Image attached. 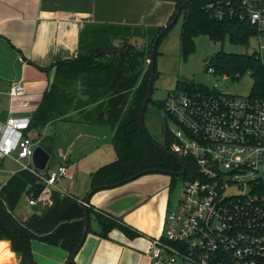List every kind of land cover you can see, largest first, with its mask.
I'll return each instance as SVG.
<instances>
[{"label": "crops", "instance_id": "crops-1", "mask_svg": "<svg viewBox=\"0 0 264 264\" xmlns=\"http://www.w3.org/2000/svg\"><path fill=\"white\" fill-rule=\"evenodd\" d=\"M167 1L0 0L2 116L9 113L7 91L12 81H23L27 90L24 98L14 101L17 113L26 110L24 99L34 109L54 79L53 64L77 56L84 33H93L99 26H164L179 0H174L173 6ZM130 41L139 47L145 45V39L138 36L133 35ZM114 43L120 45L121 40ZM72 114L71 118L48 123L39 137L35 132L50 153L45 169L34 164L33 169L23 168L17 160L18 151L0 158V216L16 232L32 236V250L39 264H65L69 258L65 248L44 238L83 239L72 264H151V239L163 234L170 208L171 178L151 172L97 190L90 197L85 233V199L92 188V173L115 160L116 152L110 125L87 123L74 116L77 112ZM60 165L67 167V174L53 185L47 184L43 177ZM30 196L35 204L29 202ZM96 211L112 215L131 233L141 234L130 236L114 227L102 236ZM0 264H21L6 238L0 239Z\"/></svg>", "mask_w": 264, "mask_h": 264}, {"label": "built area", "instance_id": "built-area-1", "mask_svg": "<svg viewBox=\"0 0 264 264\" xmlns=\"http://www.w3.org/2000/svg\"><path fill=\"white\" fill-rule=\"evenodd\" d=\"M204 8L220 20H249L264 67V0H205ZM201 86L176 87L163 99L169 150L190 156L195 172L168 209L163 234L151 239V264H178V258L184 264H264V87L242 96L219 91L214 83L212 90ZM26 93L23 81H12L9 113L0 110V158L17 150L22 167L33 169L39 142L29 130L33 108L24 99L26 110L18 114L14 103ZM65 174L67 167L60 165L43 179L53 185ZM29 202L36 200L30 196Z\"/></svg>", "mask_w": 264, "mask_h": 264}, {"label": "trees", "instance_id": "trees-1", "mask_svg": "<svg viewBox=\"0 0 264 264\" xmlns=\"http://www.w3.org/2000/svg\"><path fill=\"white\" fill-rule=\"evenodd\" d=\"M183 1L185 0H179L176 8ZM204 5L205 0H191L182 7L180 14H184V21L181 41L184 54L194 48L193 38L201 33H207L214 39L227 34L232 41L242 43L247 42L256 33L255 26L249 20L214 18L206 11ZM138 28H144V35L146 31L148 35L154 32L144 47H139L130 41L135 34L132 31ZM145 28L99 26L93 30V33H84L82 51L73 58L53 64L54 79L43 93L38 106L33 109L29 130L36 132L38 137L48 123L59 118H71L74 112H77L74 116L81 121L111 126L116 159L92 173V188L99 185L112 187L115 183H126L128 177L144 169H169L180 172L184 167L185 173L177 175L187 179L195 172L191 167L193 159L190 156H182L178 160L169 150L171 138L166 130V118L162 130L165 143L160 144L164 150L152 144L141 128L139 115L147 94L152 65V62L147 63V58L151 57L153 42L164 26ZM116 39L121 40L120 45L114 43ZM156 54L157 49L155 57ZM211 66L215 68V73H226L234 77L241 76L246 69H252L256 85L262 89L264 87V67L256 53L220 51L215 55L214 64ZM211 66L204 70L207 71ZM177 87L196 90L202 86L194 80L190 83L183 80ZM152 92L153 87L151 95ZM151 95L145 113L149 103L154 102ZM158 105L163 109V100H158ZM39 144L44 145L41 139ZM177 175H171V184ZM42 186H38V191ZM96 217L102 236H107L114 227L121 228L130 236L141 234L139 231L131 233L129 227L120 224L117 218L103 211H96ZM2 238L11 241V246L18 253L21 264H39L32 250V236L16 232L0 216V239ZM44 240L61 245L69 252V256L75 249L80 248L79 244L82 241L55 238H44Z\"/></svg>", "mask_w": 264, "mask_h": 264}, {"label": "rangeland", "instance_id": "rangeland-1", "mask_svg": "<svg viewBox=\"0 0 264 264\" xmlns=\"http://www.w3.org/2000/svg\"><path fill=\"white\" fill-rule=\"evenodd\" d=\"M165 3L173 6L175 1L169 0ZM183 21L184 14L182 13L161 37L157 46L155 57L156 75L151 95L154 102L149 103L144 122L146 130L152 139L159 144L165 143L162 134L165 114L164 110L158 105V100H163L168 92L176 88L183 79L186 78L185 81L188 83L194 80L205 68L214 64V57L218 52L254 54L259 48V40L255 36H251L247 42L242 43L232 41L227 34L214 39L207 33H201L193 38L194 48L187 54H184L181 41ZM143 29L138 28L132 32L135 33L134 36H138L142 40L145 39V43H148L154 32L148 35L149 33L146 31L144 35ZM139 30H142V32ZM206 75L216 85L217 90L229 94L247 96L256 87V78L252 69H246L241 76L237 75L238 77L229 75L227 78H224V73H212L208 71H206ZM16 152L17 150L13 153ZM167 176L169 178L172 177L170 174H167ZM187 180V177H182L181 175H177L174 178L171 184L170 208H173L179 199L182 198ZM178 264H184V261L178 258Z\"/></svg>", "mask_w": 264, "mask_h": 264}, {"label": "water", "instance_id": "water-1", "mask_svg": "<svg viewBox=\"0 0 264 264\" xmlns=\"http://www.w3.org/2000/svg\"><path fill=\"white\" fill-rule=\"evenodd\" d=\"M191 0H185L183 1L175 10V13H174V16H173V19L167 23L166 25H164V28L158 33V35L156 36L154 42H153V47H152V52H151V62H152V65H151V76H150V81H149V85H148V90H147V94H146V97H145V100L143 102V105H142V108H141V111H140V115H139V118H140V124H141V128L144 132V134L146 135L147 139L152 143L154 144L157 148L159 149H163L162 146L157 143L156 141H154L152 139V137L149 135L148 131L146 130V127H145V122H144V114H145V109H146V106L148 104V101H149V98H150V95H151V91H152V87H153V83H154V77H155V70H156V66H155V51L157 49V46H158V43H159V40L160 38L167 32V30L173 25V23L177 20L179 14L181 13V10H182V7L185 6L186 4H188ZM183 80H186L183 79ZM194 81L198 84H201V85H204L206 86L207 88H209L210 90H212L214 87H213V83L211 81V79L206 75V71L204 70L201 74L197 75L194 79ZM36 133L34 131H32V139L35 140L36 139ZM164 150V149H163ZM172 153V152H171ZM178 160H180V158L172 153ZM50 159V153L42 146V145H37L34 149V153H33V156H32V161H33V164L34 166L37 168V169H40V170H43L46 168L47 166V163ZM151 172H161V173H165V174H170V175H177V174H184L185 173V168L183 167V169L180 171V172H176V171H172V170H169V169H162V170H157V169H144L138 173H136L135 175L131 176V177H128L126 179L127 182L143 175V174H147V173H151ZM117 185H120L119 183H115L113 186H117ZM110 187L109 185H99V186H95L93 187L86 199H85V205H86V213H85V221H86V227H85V233L88 231V228H89V211H88V205H89V201H90V197L92 196V194H94L97 190L99 189H103V188H108ZM84 238V237H83ZM83 240V239H82ZM82 244V241L80 242L79 246ZM78 249H75V251L69 256L68 260L66 261L65 264H71L72 260L74 259V256L76 254Z\"/></svg>", "mask_w": 264, "mask_h": 264}, {"label": "flooded vegetation", "instance_id": "flooded-vegetation-1", "mask_svg": "<svg viewBox=\"0 0 264 264\" xmlns=\"http://www.w3.org/2000/svg\"><path fill=\"white\" fill-rule=\"evenodd\" d=\"M162 130H163V126H162Z\"/></svg>", "mask_w": 264, "mask_h": 264}]
</instances>
